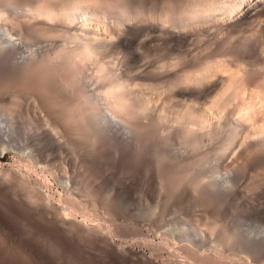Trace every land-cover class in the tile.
<instances>
[{"label": "bare ground", "instance_id": "bare-ground-1", "mask_svg": "<svg viewBox=\"0 0 264 264\" xmlns=\"http://www.w3.org/2000/svg\"><path fill=\"white\" fill-rule=\"evenodd\" d=\"M5 152L17 163L0 168V206L86 240L94 264H255L264 253V0H0ZM105 171L139 180L140 204L120 184L103 189ZM184 200L227 223L201 226L184 216ZM98 210L121 222H102ZM5 216L0 264H56ZM121 223L149 254L115 239Z\"/></svg>", "mask_w": 264, "mask_h": 264}, {"label": "rangeland", "instance_id": "rangeland-1", "mask_svg": "<svg viewBox=\"0 0 264 264\" xmlns=\"http://www.w3.org/2000/svg\"><path fill=\"white\" fill-rule=\"evenodd\" d=\"M14 155L12 154V153H10V152H5L4 154H0V168H8V167H15V164L17 163L16 161H17V159L15 158V157H13ZM15 158V159H14ZM67 158H65V159H61L62 161H59L58 163H62L63 162V164H66V160ZM60 160V159H59ZM64 160H66V161H64ZM69 161V162H68ZM68 161H67V163H69L70 165L68 166V164H66V165H64V167H67V169H69V170H71V166H72V161H71V158H69L68 159ZM60 163V164H61ZM14 164V165H13ZM60 164H58V165H60ZM63 164H61L62 166H63ZM8 165V166H7ZM11 165V166H10ZM108 172V171H107ZM119 172V173H118ZM117 173H114V171H109L108 172V175H107V173H106V171H105V173H103V172H101V176H100V180L103 182V185L105 186V187H103V189L105 188V190L106 189H108L109 188V186L111 185H113L112 186V188L114 187V185L116 186L115 188H114V190L115 191H118V190H120V189H122L123 187H125L127 190H129L130 191V193H129V191H128V198L127 199H129L130 201H131V203H133L134 204V201H135V205H139L138 203L136 204V202H139L138 200H140V199H138L139 198V195H140V193H139V188H140V184H139V180H138V183H137V185H136V183L135 184H132L131 182H129V181H127V177L126 176H124L123 175V173L121 172L120 173V171H118ZM110 174H111V176H113V177H111V181H110ZM118 174H121V175H118ZM107 177H106V176ZM117 175V176H116ZM109 176V177H108ZM118 176H120V178L118 177ZM124 177V179H122ZM107 178V179H106ZM118 178V179H117ZM103 179H106V180H104L103 181ZM112 179H114L115 180V182H114V180H113V182H112ZM120 179V180H119ZM116 180H117V182H116ZM119 180V181H118ZM107 184V185H105V183ZM112 182V183H111ZM125 182H127L128 183V185H127V183H126V185H125ZM109 183V184H108ZM118 183V184H117ZM120 184V185H119ZM132 184V185H131ZM119 185V188L117 187ZM123 186L122 188L120 187V186ZM125 185V186H124ZM138 185H139V188H137L138 187ZM111 186H110V188H111ZM127 186V187H126ZM135 186H136V188H135ZM108 187V188H107ZM117 188H118V190H117ZM132 188H134V190H132ZM131 189V190H130ZM105 190H103V192H105ZM136 190V191H135ZM59 192V191H61L60 189H58L57 187H53V190L51 189V193H54V192ZM138 191V192H137ZM133 192H135V194L133 193ZM134 195H133V194ZM102 195V194H101ZM136 195V196H135ZM134 196H135V199L137 200H134ZM138 196V197H137ZM132 197H133V199H132ZM188 202H186V200H184V216H190L191 214H193V217L191 216V217H189V218H191V219H193L194 220V218L195 217H200V221H201V223L203 224H201V226H208L207 228H211L212 227V225L214 226L215 224H218V225H216V226H221V224H225V223H227L226 221H225V219H223V218H220V217H218V216H216V217H218V218H216V217H214L215 215H212V217H211V214H210V211H206V209H205V211L204 210H201L200 208V210L197 208L196 210L190 205V207H189V204H187ZM1 204V203H0ZM5 203H3L2 202V205H4ZM6 205V204H5ZM188 205V207H186ZM7 206V205H6ZM6 206H0V212H2V213H4V216L6 217V221H8L7 223H9L10 224V226L11 227H15V228H17V229H19V230H22V231H24V236L22 237V239H23V241H25V242H31L32 240H35V241H37L38 243H41L42 245H45L48 249H49V251L50 252H52L51 254H53L55 257V263L56 264H94V258L97 256V254H98V252H96L94 249H91L92 250V253L91 254H88V253H85V252H83V251H81V247H86L88 244V242L86 241V240H81V241H78V240H76L75 242H74V240L76 239V238H74V237H69V239L67 240V239H63V237L62 236H65V235H63V234H60L58 231L56 232L55 230H54V228H53V226L51 225V224H49V223H47V222H43V221H40L38 224L37 223H33L32 222V220H30L29 219V215H23V216H20V217H17V215H15L10 209H8V207H6ZM98 207H100L99 205H97ZM97 206H95V208L93 207L92 209H101V208H98ZM3 208V209H2ZM194 210H193V209ZM187 209V210H186ZM194 211V212H192V210ZM3 210V211H2ZM93 210V211H94ZM191 210V211H190ZM197 210H199L198 212H196ZM100 211L103 213V211L102 210H98V211H96V212H98V214H100V220L102 221V222H104V223H106L107 221H109L108 223H110V224H108V225H112V226H116V225H114V224H116L117 223V225H119V223L121 222V216H120V214L119 215H117L116 214V217H111V215L109 216L111 219H113V220H111V221H114V222H116V223H112V222H110V218L109 217H107L108 215H107V213H103L104 214V219H103V214L102 213H100ZM204 211V212H203ZM191 212V213H190ZM203 212V213H202ZM205 212H207L208 213V217L210 218L209 220H207L208 218H206V219H204V217H207V214L205 213ZM94 213V212H93ZM188 213V214H187ZM194 213H198V215L197 214H194ZM200 213H202V215L204 214H206L205 216H202ZM80 215V214H79ZM105 215H107V216H105ZM195 215V216H194ZM105 217H107L106 219H108L107 221L105 220ZM201 217H203V218H201ZM8 218V219H7ZM187 217H185V219H186ZM215 219V220H214ZM221 219L223 220V221H221ZM116 220V221H115ZM206 220V221H205ZM213 221V223H212V221ZM207 223V225H206V223ZM221 221V223H219ZM119 222V223H118ZM210 222V223H209ZM218 222V223H217ZM209 224V225H208ZM210 224H211V226H210ZM121 226H117V227H124V226H122V223L120 224ZM210 226V227H209ZM225 225H222L220 228L221 229H223V227H224ZM21 228V229H20ZM118 228V229H116V231L118 230L119 232H123V233H119V232H117V234H118V236H117V234H115V236L117 237V238H115V239H117L118 241H122V242H131L132 240H134V239H139L140 240V235L134 230V232H132V230L134 229L133 227H132V229H131V226L129 227H126V228H128V229H126V228H124V229H126V230H128V232H126L125 230L123 231V228ZM219 228V227H218ZM219 228V230L221 231V229ZM144 231H146V230H144ZM125 232H126V234H125ZM134 234H136V236H135V234L133 235L132 233ZM116 233V232H115ZM139 235V236H138ZM137 236H138V238H137ZM209 237H210V235H208ZM124 240V241H123ZM135 241V242H134ZM134 241H132L133 243H135L136 245H137V243H139L138 241H136V240H134ZM67 242L69 243V245H72V246H74L75 248H71V247H69V246H67ZM87 244V245H86ZM140 244V245H139ZM137 246H136V249L138 250V251H140V252H145V254H149L150 253V251L147 249V248H145V247H143L142 245H141V243H139ZM85 245V246H84ZM67 246V247H66ZM139 246V247H138ZM140 246H142V247H140ZM86 248H89V246H87ZM94 251V252H93ZM264 255V253L261 255V259L260 258H258V260L256 261L255 259H252V261L251 262H254V260H255V264H264V258H262V256ZM188 259V258H187ZM257 259V258H256ZM189 262H192L191 264H193L194 263V261L193 260H191V259H189L188 260V263L187 264H190ZM250 262V263H251ZM41 264H43V263H41Z\"/></svg>", "mask_w": 264, "mask_h": 264}]
</instances>
